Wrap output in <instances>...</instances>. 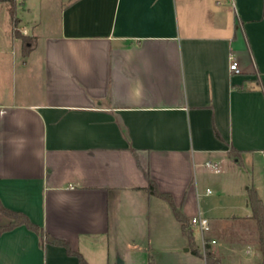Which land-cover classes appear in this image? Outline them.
Wrapping results in <instances>:
<instances>
[{"label":"crops","instance_id":"crops-1","mask_svg":"<svg viewBox=\"0 0 264 264\" xmlns=\"http://www.w3.org/2000/svg\"><path fill=\"white\" fill-rule=\"evenodd\" d=\"M18 18L35 40L23 56L0 33L1 204L87 264H206L151 179L208 219L221 264H264L238 244L256 232L250 187L264 204V0H40L33 32ZM210 174H224L213 199ZM0 264L78 260L21 224L0 233Z\"/></svg>","mask_w":264,"mask_h":264},{"label":"trees","instance_id":"trees-1","mask_svg":"<svg viewBox=\"0 0 264 264\" xmlns=\"http://www.w3.org/2000/svg\"><path fill=\"white\" fill-rule=\"evenodd\" d=\"M0 1L5 2L8 5L7 10L12 21L13 35L21 40L22 54L23 56H27L33 46L34 40L31 36L23 34L21 32V29L19 27V18L17 16L18 2L17 0ZM228 154L230 157L237 156V152L232 146L229 147ZM145 189L147 190L148 194L158 196L168 202L175 218L180 222L182 234L186 237L190 252L192 254L203 257L206 261V264H221L220 260L216 256L207 251V248L205 247L207 241L204 243V252H202L201 249L196 245L193 236V229L189 222V218L182 213L179 207L176 206L170 193L160 192L157 189L155 182L151 179H149L148 185ZM247 196L249 207L251 209V218L255 221L257 227V242L259 244V250L264 256V204L262 199L258 196L257 192L252 187L248 189ZM0 211L10 217V221L7 224L0 226V233L6 230H10L14 226L24 224L27 228L35 231L38 234V236L40 237V242L42 244L50 243L62 245L65 247L69 255L77 257L78 264H87L83 256L78 251L73 250L66 240L58 239L49 234L44 233L42 228L31 222L25 214L6 208L1 204V202Z\"/></svg>","mask_w":264,"mask_h":264},{"label":"rangeland","instance_id":"rangeland-1","mask_svg":"<svg viewBox=\"0 0 264 264\" xmlns=\"http://www.w3.org/2000/svg\"><path fill=\"white\" fill-rule=\"evenodd\" d=\"M20 1V0H17V2ZM47 1H50V0H46ZM53 1V0H52ZM39 2L40 0H23V4L20 5V6H17V13H18V16L22 18V22L26 25V26H30V33L33 32L32 31V23H30L29 19L27 18H33L35 16V14L37 13V10L39 9ZM12 30V21L10 19V17L8 16V13H7V8H6V4L2 1H0V33L2 34V36L5 38L8 37V32L9 30ZM41 29H45L47 30L46 28H41ZM43 30H39L38 32H43ZM44 30V31H45ZM1 36V37H2ZM33 40H35V37H32ZM233 161V160H232ZM261 166L264 167V164L261 162ZM246 169H249V167H245ZM245 169V170H246ZM228 174V173H227ZM226 174V175H227ZM222 174H210V176L208 175L207 176V179L203 185H202V189L201 191L204 192L205 191V188L208 187L210 192H209V198L210 199H213L214 197H216L217 195V185H218V179H220L221 177L224 178V174L221 176ZM234 173H231L230 176H227V180H228V183L232 184L234 183ZM153 199H156V198H153ZM159 201V200H157ZM163 206L160 208V207H157V210L160 211L161 213H164V218H165V222H166V217L168 218H171V214H169V208H168V205L165 203V202H162ZM151 210V209H150ZM152 210H154L152 208ZM154 212V211H153ZM254 227L256 229V232L253 231V227L248 225V226H245L244 228L247 229V231H249L248 235L247 236H244L242 239L244 240H241L238 242L239 246L240 245H244L245 246V249L246 251L248 252L251 248H257L259 249V244L257 242V237H258V233H257V227H256V224L254 223ZM169 228V226H168ZM154 228L152 227V225H150V229H149V233H148V239L151 238V234L155 235L154 234V231L155 229L153 230ZM234 229V228H233ZM172 237L175 236L176 234V231L174 229L171 230V228L169 229L168 231ZM253 234V235H252ZM194 235L196 237V240L197 242L199 243L200 242V235H199V231L197 229L194 230ZM206 238V237H205ZM212 240H214V242H212ZM206 241L211 245L210 248L213 249H216V248H212V247H219V243H218V240L217 239H214L213 238V235L210 233L208 234V240L206 239ZM152 244V243H151ZM155 244V243H153ZM216 251V250H215ZM216 253V252H215ZM137 264H142L143 262V259L142 257L141 258H137Z\"/></svg>","mask_w":264,"mask_h":264},{"label":"built area","instance_id":"built-area-1","mask_svg":"<svg viewBox=\"0 0 264 264\" xmlns=\"http://www.w3.org/2000/svg\"><path fill=\"white\" fill-rule=\"evenodd\" d=\"M229 68L231 70H233L234 72H239V69L237 67V62L235 61V59L233 57H231ZM212 168L215 171L219 170V168L215 164H212ZM207 191H209V190L207 189ZM189 222H190L192 228H195L200 232L201 242H202V245L204 246V243L206 242V239L204 237V232L209 230L208 219L205 216L201 215L200 213H197V214L190 217ZM212 242H214V240H212Z\"/></svg>","mask_w":264,"mask_h":264},{"label":"water","instance_id":"water-1","mask_svg":"<svg viewBox=\"0 0 264 264\" xmlns=\"http://www.w3.org/2000/svg\"><path fill=\"white\" fill-rule=\"evenodd\" d=\"M117 263H118V264H122V260H121V259H118V260H117Z\"/></svg>","mask_w":264,"mask_h":264}]
</instances>
